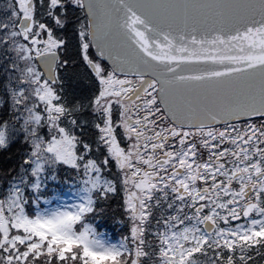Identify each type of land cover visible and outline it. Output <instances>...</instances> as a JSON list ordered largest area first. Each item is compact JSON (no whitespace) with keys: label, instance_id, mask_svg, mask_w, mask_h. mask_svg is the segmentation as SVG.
<instances>
[{"label":"snow or ice","instance_id":"6c2138e0","mask_svg":"<svg viewBox=\"0 0 264 264\" xmlns=\"http://www.w3.org/2000/svg\"><path fill=\"white\" fill-rule=\"evenodd\" d=\"M0 156V264H264V0H3Z\"/></svg>","mask_w":264,"mask_h":264},{"label":"trees","instance_id":"16d2710c","mask_svg":"<svg viewBox=\"0 0 264 264\" xmlns=\"http://www.w3.org/2000/svg\"><path fill=\"white\" fill-rule=\"evenodd\" d=\"M3 0H0L2 3ZM17 163H19L18 159H11L10 157L0 156V171H4L6 168L14 167ZM67 179L63 173L60 174V179L57 182H49L48 189H52L53 187L63 186V189L66 193L64 197L67 195L74 194V189L72 188V181L69 179L67 184H63V180ZM63 197V198H64ZM101 231H107L113 238L120 239L121 230L118 226L112 224V222H108L107 228H101Z\"/></svg>","mask_w":264,"mask_h":264},{"label":"rangeland","instance_id":"374dc122","mask_svg":"<svg viewBox=\"0 0 264 264\" xmlns=\"http://www.w3.org/2000/svg\"><path fill=\"white\" fill-rule=\"evenodd\" d=\"M72 198H73V194H71V195H67V196L64 197L63 199L67 200L68 202H71ZM114 241H115V240H114Z\"/></svg>","mask_w":264,"mask_h":264}]
</instances>
